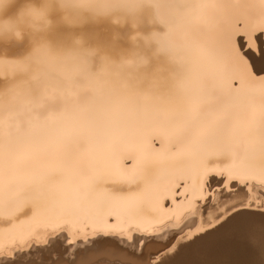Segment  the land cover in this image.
Here are the masks:
<instances>
[{"label":"bare ground","instance_id":"bare-ground-1","mask_svg":"<svg viewBox=\"0 0 264 264\" xmlns=\"http://www.w3.org/2000/svg\"><path fill=\"white\" fill-rule=\"evenodd\" d=\"M243 4L264 33V0ZM232 10L242 11V2L8 5L4 17L27 19L31 28L22 40L0 44V217L8 221L0 219V248L28 236L43 240L59 226L89 236L103 229L133 239L154 234L156 243L141 256L113 237L110 261L94 264L147 261L170 225L198 219L191 211L202 203L197 197L222 190L228 155L237 172L244 160L252 163L251 195L264 199L257 182L264 86L248 75H259L260 63L250 56L245 69L221 40ZM178 192L187 213L167 208ZM26 199L44 205L32 219L20 210Z\"/></svg>","mask_w":264,"mask_h":264},{"label":"snow or ice","instance_id":"snow-or-ice-1","mask_svg":"<svg viewBox=\"0 0 264 264\" xmlns=\"http://www.w3.org/2000/svg\"><path fill=\"white\" fill-rule=\"evenodd\" d=\"M213 7L217 5H212ZM253 56L260 64L256 73L249 72V77L264 86V47L250 44ZM232 58L242 64L245 69L250 67L247 53L235 47L231 51ZM233 157L228 155L225 160L229 166L222 190L208 195L202 194L196 199L202 203L194 204L191 211L198 219L187 223V218L179 223L170 225L164 240L163 248L153 253L152 258L130 260L128 264H264V199L253 197L249 180L257 176L255 168L248 160H244V167L237 172L231 162ZM220 174H225L223 171ZM236 180L248 194H240L232 185ZM258 183L264 186V144L258 173ZM203 188V184H201ZM183 195V194H181ZM173 205L177 203L176 196H172ZM27 208L31 211L32 219L44 208L37 200L26 199L21 211ZM3 219L7 223V219ZM66 233L61 238V233ZM119 237L139 249L142 256L145 249L156 243L154 234L140 233L137 239L124 237L121 232L92 231L82 237L83 247L78 248L68 229L63 226L53 228L50 235L43 240H35L26 246H21L7 259H0V264H83L82 254L92 250L102 249L111 242V238ZM69 249H72L69 255ZM160 251L163 256L160 259ZM226 253L239 257L236 259H193L203 254L222 256ZM133 256L136 252L133 251ZM258 254L259 260L245 259L246 255Z\"/></svg>","mask_w":264,"mask_h":264},{"label":"rangeland","instance_id":"rangeland-1","mask_svg":"<svg viewBox=\"0 0 264 264\" xmlns=\"http://www.w3.org/2000/svg\"><path fill=\"white\" fill-rule=\"evenodd\" d=\"M240 1L242 2V11L239 12L234 10L231 11L230 21L227 24V27L222 30L220 37L222 42L226 44V46L230 49V51H232L233 47H235L239 51L247 53L248 57L251 56L252 58L256 59L253 56L252 51L249 48V45L253 44L264 47V33L260 30H256L252 26L251 24L252 20L248 15L247 8L243 4L244 0H240ZM256 61L259 62L258 59H256ZM250 70L251 71L249 72L254 73L252 69ZM214 189H218V188L215 187ZM176 201L177 203L175 204V206L173 205V203L171 204L168 202L167 208L170 209L171 211H176L175 214L181 212L187 213V210H185L186 206H184L186 203L183 201L182 195L179 194V192L176 195ZM69 232L72 239L76 241L77 244L82 242V237L84 236L83 234L72 232L70 230ZM65 234L66 233L62 232L61 238H63ZM33 241H35V239L28 236L27 238H24L18 242L7 245L8 247L6 248H0V259H7L13 253H15L21 246H26L27 244ZM83 246L77 245L78 248H82ZM107 247L109 246L106 245L105 246L106 249L102 248V250L100 249L92 250L86 254H82L81 259L83 260V264H94L99 261H110L109 259H111V256L105 252L107 251ZM71 252L72 249H69V255H71ZM248 256H245L244 258L250 260L251 258L250 256L254 257V255L251 254H249ZM127 258L131 259V256H127ZM126 263L128 264V262Z\"/></svg>","mask_w":264,"mask_h":264},{"label":"clouds","instance_id":"clouds-1","mask_svg":"<svg viewBox=\"0 0 264 264\" xmlns=\"http://www.w3.org/2000/svg\"><path fill=\"white\" fill-rule=\"evenodd\" d=\"M13 0H0V44L4 42L20 41L24 38L25 28H31V22L27 19L21 21V19L5 18L4 12L8 5ZM52 0H46V3H50ZM57 3H61L62 0H55Z\"/></svg>","mask_w":264,"mask_h":264}]
</instances>
